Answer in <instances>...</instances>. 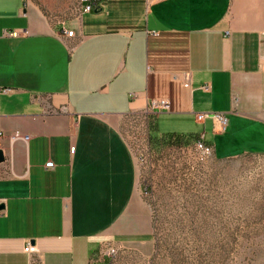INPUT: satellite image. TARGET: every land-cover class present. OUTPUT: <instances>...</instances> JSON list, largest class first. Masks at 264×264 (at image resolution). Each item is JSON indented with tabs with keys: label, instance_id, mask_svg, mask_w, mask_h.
Returning <instances> with one entry per match:
<instances>
[{
	"label": "crops",
	"instance_id": "crops-1",
	"mask_svg": "<svg viewBox=\"0 0 264 264\" xmlns=\"http://www.w3.org/2000/svg\"><path fill=\"white\" fill-rule=\"evenodd\" d=\"M152 99L170 109L147 116ZM151 118L204 135L217 159L264 154V0H99L61 23L0 0V264L145 248L152 212L126 132L150 143Z\"/></svg>",
	"mask_w": 264,
	"mask_h": 264
},
{
	"label": "rangeland",
	"instance_id": "rangeland-1",
	"mask_svg": "<svg viewBox=\"0 0 264 264\" xmlns=\"http://www.w3.org/2000/svg\"><path fill=\"white\" fill-rule=\"evenodd\" d=\"M32 1L55 23L75 17L81 3ZM126 135L138 158L146 134ZM139 164L152 238L106 264H264V154L222 160L193 143L154 150Z\"/></svg>",
	"mask_w": 264,
	"mask_h": 264
},
{
	"label": "built area",
	"instance_id": "built-area-1",
	"mask_svg": "<svg viewBox=\"0 0 264 264\" xmlns=\"http://www.w3.org/2000/svg\"><path fill=\"white\" fill-rule=\"evenodd\" d=\"M95 1L94 0H81L80 7H79V14L89 13L94 10L95 8ZM63 32L68 35L72 36L74 31L68 30L66 27H63ZM8 36L11 37H17L19 35L18 32L13 31L7 33ZM185 86H189V84H185ZM203 90L207 91L209 90V85L205 84L202 86ZM170 109V103L165 99H152L148 105V108L146 110V114L153 115L159 112L168 111ZM206 115L204 113H199L197 115L198 121H203ZM213 117L220 123L222 130L225 129V126L227 124V118L225 114L222 113H215ZM5 138V135L2 130H0V150H3V140ZM23 138L24 140H29V136H23L19 133H15L10 137V141L14 142L17 139ZM194 145L200 149L205 154H211L213 152V147L206 143L204 135H199L197 140L194 142ZM141 152L138 154V160L139 163H147L149 159H151L153 150L151 148L150 143H148V147H143ZM54 166L53 161H48L46 163V167L52 168ZM25 251L27 253H33L34 247L32 245H28L25 248ZM120 250L117 248V246L107 243L104 245V247L101 249L100 253L92 260L93 264H106L108 260H111L113 257H115Z\"/></svg>",
	"mask_w": 264,
	"mask_h": 264
},
{
	"label": "trees",
	"instance_id": "trees-1",
	"mask_svg": "<svg viewBox=\"0 0 264 264\" xmlns=\"http://www.w3.org/2000/svg\"><path fill=\"white\" fill-rule=\"evenodd\" d=\"M95 6H98L99 0H94ZM149 142L152 150L161 151L167 147H187L193 144L198 134H177V133H159L157 128V122L154 118L150 119L149 122ZM207 143V142H206ZM208 144V143H207ZM210 145V144H209Z\"/></svg>",
	"mask_w": 264,
	"mask_h": 264
},
{
	"label": "water",
	"instance_id": "water-1",
	"mask_svg": "<svg viewBox=\"0 0 264 264\" xmlns=\"http://www.w3.org/2000/svg\"><path fill=\"white\" fill-rule=\"evenodd\" d=\"M6 160L5 155H4V151L0 150V163L4 162ZM4 209V205L0 204V211H2Z\"/></svg>",
	"mask_w": 264,
	"mask_h": 264
}]
</instances>
